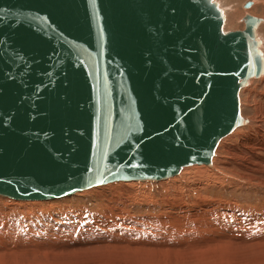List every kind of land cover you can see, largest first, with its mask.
<instances>
[{
  "label": "water",
  "instance_id": "1",
  "mask_svg": "<svg viewBox=\"0 0 264 264\" xmlns=\"http://www.w3.org/2000/svg\"><path fill=\"white\" fill-rule=\"evenodd\" d=\"M259 22L225 32L213 0H0V195L211 165L248 121L239 90L264 73Z\"/></svg>",
  "mask_w": 264,
  "mask_h": 264
},
{
  "label": "rangeland",
  "instance_id": "2",
  "mask_svg": "<svg viewBox=\"0 0 264 264\" xmlns=\"http://www.w3.org/2000/svg\"><path fill=\"white\" fill-rule=\"evenodd\" d=\"M213 1L225 32L244 29L247 15L260 18L264 55V0ZM240 100L248 121L219 141L211 165L51 200L0 195V264H264V165L246 154L264 142V74Z\"/></svg>",
  "mask_w": 264,
  "mask_h": 264
},
{
  "label": "bare ground",
  "instance_id": "3",
  "mask_svg": "<svg viewBox=\"0 0 264 264\" xmlns=\"http://www.w3.org/2000/svg\"><path fill=\"white\" fill-rule=\"evenodd\" d=\"M258 1V0H257ZM259 3V2H258ZM262 3V2H261ZM260 5V4H259ZM264 20V19H263ZM259 24H260V22H259ZM259 24H258V26H259ZM224 25H225V19H224ZM224 25H223V27H224ZM231 26H233V25H231ZM258 26H257V28H258ZM256 33H257V29H256ZM264 73H262V74H260V76L261 75H263ZM253 77H258V76H253ZM253 77H251V78H253ZM250 78V79H251ZM249 79V80H250ZM248 80V81H249ZM241 88H243V87H241ZM241 88H240V90H241ZM240 90H239V96H240ZM234 131V130H233ZM264 134V133H263ZM256 138V137H255ZM252 139V138H251ZM250 139V140H251ZM262 139V138H261ZM249 140V141H250ZM258 140V139H257ZM260 140V139H259ZM248 141V142H249ZM251 142V141H250ZM257 142V144H262V143H264V142H262V141H256ZM245 144H247V143H245ZM250 144H253V142L252 143H250ZM250 144L248 145L249 147H250ZM255 145H257L256 143H254ZM253 144V145H254ZM251 146L250 148H249V152L248 153H246V154H250V157L251 158H253L252 160L253 161H251V163H253V165L255 164V165H264V159H260L259 158V156H264V145H261V146H257V147H255V146ZM248 149V148H247ZM249 157V156H248ZM246 158V157H245ZM264 158V157H263ZM246 159H248V158H246ZM258 159H260V160H258ZM244 161V160H243ZM245 162H246V160H245ZM250 162V161H249ZM248 163V162H247ZM241 164V163H240ZM243 164V163H242ZM223 165H226V163L225 164H223ZM231 166L233 165V164H230ZM229 165V168L231 169V166ZM239 165V164H238ZM247 165V164H246ZM245 165V166H246ZM250 165V164H249ZM217 167V166H216ZM228 167V166H227ZM237 167V166H236ZM253 167V166H252ZM251 167V168H252ZM261 168H262V166H261ZM244 169V168H243ZM256 169V168H255ZM245 170V169H244ZM251 170V169H250ZM174 177V176H173ZM161 181V180H160ZM113 182H118V181H113ZM124 182H129V181H124ZM151 182H157V181H151ZM110 183V182H109ZM107 184V183H106ZM264 184V183H263ZM103 185V184H102ZM95 187V186H94ZM89 189V188H88ZM86 190V189H85ZM83 191V190H82ZM78 192H80V191H78ZM77 193V192H76ZM75 194V193H74ZM185 202V201H184ZM175 219V218H174ZM206 220V219H205ZM159 223V222H158ZM183 224H184V222H182ZM225 225V224H224ZM182 226V225H181ZM200 227V226H199ZM211 228V227H210ZM263 229H264V227H262ZM206 229V228H205ZM240 229H243V225H240V227L237 229V230H240ZM181 230V229H180ZM204 232H205V230H204ZM205 234H206V232H205ZM198 236V235H197ZM202 237V236H201ZM220 237H222V236H220ZM206 239V238H205Z\"/></svg>",
  "mask_w": 264,
  "mask_h": 264
}]
</instances>
